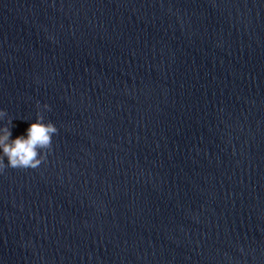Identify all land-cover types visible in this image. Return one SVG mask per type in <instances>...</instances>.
<instances>
[{
  "label": "water",
  "instance_id": "obj_1",
  "mask_svg": "<svg viewBox=\"0 0 264 264\" xmlns=\"http://www.w3.org/2000/svg\"><path fill=\"white\" fill-rule=\"evenodd\" d=\"M37 102L0 264H264V0H0L13 138Z\"/></svg>",
  "mask_w": 264,
  "mask_h": 264
},
{
  "label": "clouds",
  "instance_id": "obj_2",
  "mask_svg": "<svg viewBox=\"0 0 264 264\" xmlns=\"http://www.w3.org/2000/svg\"><path fill=\"white\" fill-rule=\"evenodd\" d=\"M38 104L34 120L24 133L12 137V119L7 118L6 110L0 108V172L10 168H37L46 160L52 149V139L58 128L51 120H45ZM44 110L50 106L42 105Z\"/></svg>",
  "mask_w": 264,
  "mask_h": 264
}]
</instances>
